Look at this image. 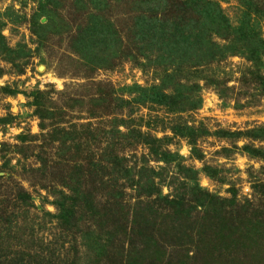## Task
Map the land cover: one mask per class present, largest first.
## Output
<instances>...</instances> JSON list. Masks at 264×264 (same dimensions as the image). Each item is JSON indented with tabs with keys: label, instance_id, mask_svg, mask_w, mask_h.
I'll return each instance as SVG.
<instances>
[{
	"label": "rangeland",
	"instance_id": "1",
	"mask_svg": "<svg viewBox=\"0 0 264 264\" xmlns=\"http://www.w3.org/2000/svg\"><path fill=\"white\" fill-rule=\"evenodd\" d=\"M181 1L0 0V243L26 264H264V0Z\"/></svg>",
	"mask_w": 264,
	"mask_h": 264
},
{
	"label": "trees",
	"instance_id": "2",
	"mask_svg": "<svg viewBox=\"0 0 264 264\" xmlns=\"http://www.w3.org/2000/svg\"><path fill=\"white\" fill-rule=\"evenodd\" d=\"M180 6H182V1L181 0H176L173 8H178ZM100 15H102V13L99 14V16H94L93 18H96L97 21L100 22V19L102 18ZM128 15H130V14H128ZM97 17H99V19ZM137 18H139V17H137ZM178 18L179 17H177V20H178ZM96 24H97V22H96ZM76 28H78L77 25H76ZM250 31H253L252 37L249 38L250 42H252V43H246L245 44L244 48H245L246 51H244V52L247 54V56H250L252 54L255 55V54H258V53H259L260 56H264V53L262 51L263 47H264V42L259 38L258 34L254 33V31H255L254 29H252ZM259 44L261 45V49L260 50H259V46H258ZM164 202H166V204L168 205V208H169V209L167 208L168 209L167 211L166 210L164 211L165 215H166V217L168 219L172 218L173 215H176V212L174 211L175 207H176L175 205L179 204V201L165 199ZM154 206L151 207V211H154V209H155ZM114 209H116V207H114V208L105 207L102 210L101 209L97 210V211H99V212H97L98 216H99V221L103 222V221L110 220L109 218H114L113 217L114 216V212H115ZM155 210L158 211V209H155ZM179 214L181 216H183V213H179ZM240 216L243 217L242 215H240ZM172 225H175V224H172ZM201 227H202L203 230L206 229L205 225H203L202 223H201ZM156 230H158V229L157 228L153 229L150 232V234H149V236H150L149 243L150 244L151 243L155 244L157 242L158 238L155 237V231ZM236 233L238 234L239 232L236 230ZM202 235H205V234H202ZM225 238L227 239V238H229V236H226ZM11 239L12 238L10 237V233L7 234V231H6L5 236H3V238H2V243H0V264H26L25 262H27V261L24 260L25 256L23 255V253H20L18 255V252H13L12 253V252H9L7 250L6 245H7V243H9L11 241ZM239 239H241V238H239ZM241 242L242 241L240 240L239 244H241ZM154 248H156L155 249L156 252L162 251L161 248L159 249L156 246ZM32 257H33V255H31L30 258H32Z\"/></svg>",
	"mask_w": 264,
	"mask_h": 264
}]
</instances>
